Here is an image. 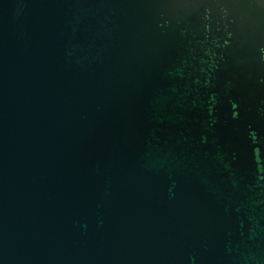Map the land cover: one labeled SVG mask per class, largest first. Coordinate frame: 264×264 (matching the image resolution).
<instances>
[{
  "label": "water",
  "instance_id": "95a60500",
  "mask_svg": "<svg viewBox=\"0 0 264 264\" xmlns=\"http://www.w3.org/2000/svg\"><path fill=\"white\" fill-rule=\"evenodd\" d=\"M0 264H264V0H0Z\"/></svg>",
  "mask_w": 264,
  "mask_h": 264
}]
</instances>
